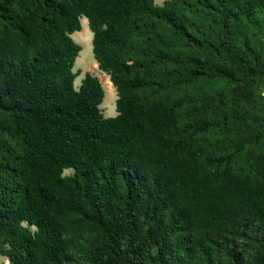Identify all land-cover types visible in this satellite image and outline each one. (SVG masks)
Masks as SVG:
<instances>
[{
    "label": "trees",
    "instance_id": "1",
    "mask_svg": "<svg viewBox=\"0 0 264 264\" xmlns=\"http://www.w3.org/2000/svg\"><path fill=\"white\" fill-rule=\"evenodd\" d=\"M192 13L214 15L216 38L189 23ZM83 15L115 88L113 117L99 107L97 76L74 84L81 47L71 34ZM253 21L264 29V0H0V256L246 264L250 248L264 253L261 160L242 173L233 168L242 143L219 150L196 139L245 120L244 109L171 96L187 81H235L222 63L185 50L258 63L262 52L236 25ZM238 41L245 53L234 50ZM256 65L250 71L264 74V59Z\"/></svg>",
    "mask_w": 264,
    "mask_h": 264
},
{
    "label": "rangeland",
    "instance_id": "2",
    "mask_svg": "<svg viewBox=\"0 0 264 264\" xmlns=\"http://www.w3.org/2000/svg\"><path fill=\"white\" fill-rule=\"evenodd\" d=\"M164 0H154V3L162 5ZM213 14L210 13H192L188 18L189 23L196 22L203 29L204 34L210 38H216V29L218 26L213 24ZM81 29L74 31L71 34L72 39L80 45L81 50L75 59L73 71L80 73L74 80L75 86H79L82 77L86 72L97 76L101 85V75H104L99 70L98 66L93 68V63L96 62L92 51V31L89 28L88 20L83 15L80 18ZM232 24V23H231ZM240 30H243V35L246 36L248 43L254 46L257 50L262 52L261 58L258 63L264 59V29L263 25L259 21H253L246 23V26H240L239 22L236 24ZM195 28V27H194ZM196 35L203 36L202 33L193 29ZM235 51L246 52L242 41H238L233 44ZM184 52L188 57L200 56L201 58L210 59V63L213 61L216 63H222L223 66L229 68L235 75V81L231 82L225 78L218 77H205L195 80L193 82H185L180 90H175L171 94L172 97L195 95L200 98H204L207 102L216 103L218 100H226L232 107H240L244 109L245 120H239L236 122H230L224 128H213L207 134L198 136L196 139L201 144V147L215 148L217 145L225 146L219 150H225L227 147L233 145L237 146L242 143L243 148L239 155L235 158L233 168L246 173L251 170L252 163L258 158L261 160V169L264 172V74L260 73L254 75L253 71H250L249 66L258 67V64L253 57H245L241 60L234 52L224 51L225 57H219L218 54L211 57L206 51L197 49L185 50ZM212 58V59H211ZM260 67V66H259ZM92 71V72H91ZM188 80V79H187ZM104 88V97L99 105L102 114L105 117H113L117 114L115 101L116 92L109 93L106 87ZM220 106L222 104H219ZM185 111H180V115L184 116ZM230 139L238 140L234 144ZM229 143L231 145H229ZM65 174L73 173V170L67 169ZM254 176H260L256 172H253ZM33 230L34 227H31ZM256 250L250 248L247 253L246 264H264V253L254 254ZM6 257L0 256V264H5ZM8 264V263H7ZM71 264H91L85 261L74 262Z\"/></svg>",
    "mask_w": 264,
    "mask_h": 264
},
{
    "label": "bare ground",
    "instance_id": "3",
    "mask_svg": "<svg viewBox=\"0 0 264 264\" xmlns=\"http://www.w3.org/2000/svg\"><path fill=\"white\" fill-rule=\"evenodd\" d=\"M95 67H97V62L93 63V68H95ZM100 75H101V79H102V86L104 85L109 93L115 92V88H114L109 76L107 74H105V73H104V75H102V74H100ZM4 263L7 264L8 260L5 259Z\"/></svg>",
    "mask_w": 264,
    "mask_h": 264
}]
</instances>
